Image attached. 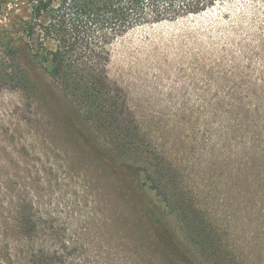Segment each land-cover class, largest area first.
Segmentation results:
<instances>
[{
    "label": "rangeland",
    "instance_id": "obj_1",
    "mask_svg": "<svg viewBox=\"0 0 264 264\" xmlns=\"http://www.w3.org/2000/svg\"><path fill=\"white\" fill-rule=\"evenodd\" d=\"M31 2L0 0V25L22 24ZM26 65L36 89L0 93V264H177L170 233L212 261L264 264V0L143 24L112 45L135 187L113 173L115 149L40 119L49 61Z\"/></svg>",
    "mask_w": 264,
    "mask_h": 264
},
{
    "label": "trees",
    "instance_id": "obj_2",
    "mask_svg": "<svg viewBox=\"0 0 264 264\" xmlns=\"http://www.w3.org/2000/svg\"><path fill=\"white\" fill-rule=\"evenodd\" d=\"M225 1L228 0H32L26 21L15 28V24L0 25V93L17 90L29 94L36 84L26 59L30 56L41 65L49 61L43 69L52 92L38 104L40 119L67 122L76 137L88 136L91 140L90 135L94 136L91 142L98 153L115 149L111 152L112 167L117 168L113 173L117 179L122 177L133 187L138 186L143 174L138 168L141 165L134 168L118 151L125 153L127 149L129 108L122 88L108 76L112 45L140 25L198 14ZM22 36L27 40L22 41ZM47 40L54 42L53 49L47 47ZM101 135L109 137L114 147L96 143ZM143 171L144 178L153 180L148 186L161 196L165 208L172 207L179 216L188 218L178 199L155 183L148 168L143 167ZM170 235L177 264H233L227 255L216 256L214 261L206 259L207 249L199 251Z\"/></svg>",
    "mask_w": 264,
    "mask_h": 264
}]
</instances>
